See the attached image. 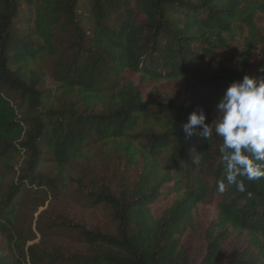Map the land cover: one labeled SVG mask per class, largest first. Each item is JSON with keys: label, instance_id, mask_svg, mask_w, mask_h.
Wrapping results in <instances>:
<instances>
[{"label": "trees", "instance_id": "obj_1", "mask_svg": "<svg viewBox=\"0 0 264 264\" xmlns=\"http://www.w3.org/2000/svg\"><path fill=\"white\" fill-rule=\"evenodd\" d=\"M247 2L0 0V264H264V178L245 179L244 191L225 181L220 193L222 139L189 138L181 127L192 111L217 109L245 74L264 76L257 30L236 68L207 62L213 38L222 42L257 14ZM194 75L213 95L149 94L148 81ZM104 148L141 167L137 179L97 178L92 154ZM81 160L92 163L73 185L91 208H110L113 232L53 206L67 190V167ZM64 234L76 236V248L45 241ZM242 237L247 245L229 254Z\"/></svg>", "mask_w": 264, "mask_h": 264}, {"label": "rangeland", "instance_id": "obj_2", "mask_svg": "<svg viewBox=\"0 0 264 264\" xmlns=\"http://www.w3.org/2000/svg\"><path fill=\"white\" fill-rule=\"evenodd\" d=\"M249 3V13L256 12L251 18L246 17V23L238 20L236 26L229 32L222 36V42L216 41L213 38L214 46L213 51L208 52L207 62L219 69L225 68H236L239 60L242 56V49L249 36L250 30H257L261 35L264 36V0H245ZM256 59L253 60L251 66L253 67L256 63ZM45 69H48L47 63ZM198 75H194L188 78H183L176 81L169 82H151L148 81V91L150 95L158 97L160 99H167L172 96H178L179 101H188L191 97L196 96L198 98H205L213 95V89L204 87L199 79ZM205 113H209L214 121L218 115V109L204 110ZM103 153L105 156H100L97 152L92 154L93 156V174L96 177H103L107 179V182H111L114 185L122 178H129L130 181H135L137 175L140 172L141 167L131 168L126 155L122 153L118 154L114 149L104 148ZM24 160L22 157L19 160V170L21 164ZM92 161H77L71 166L67 167L66 172L69 176V182L67 184V190L62 193L57 201L53 204L54 208L63 213L68 219L87 226L91 229H100L104 232H113L114 223L112 221V211L110 208L105 206H100L96 208H91L88 202L85 201L83 195L79 193L76 187L73 185V179L81 176V170L86 164H90ZM53 166H45L41 173L44 175H49V172ZM91 171V172H92ZM50 195V194H49ZM48 202L45 207H41L39 211L34 215V227L36 226V221L44 210H46L51 202V196H48ZM42 236L38 235V239L35 241L39 243ZM45 241H50L51 247L63 246L64 248H76V236H71L70 234H64L61 236H49ZM238 243L234 244L229 249V254L235 253L240 248L247 245V240L245 238H240L236 240ZM201 238L194 240L193 247L194 252H199L202 247Z\"/></svg>", "mask_w": 264, "mask_h": 264}, {"label": "clouds", "instance_id": "obj_3", "mask_svg": "<svg viewBox=\"0 0 264 264\" xmlns=\"http://www.w3.org/2000/svg\"><path fill=\"white\" fill-rule=\"evenodd\" d=\"M260 71L264 73V68ZM217 109L212 124L206 123L202 108L192 111L181 125L182 131L189 138L197 133L206 140L221 138L219 153L226 172L224 179L218 181V191H225V181L244 191L245 179L264 178V76L245 74L232 82L219 99Z\"/></svg>", "mask_w": 264, "mask_h": 264}]
</instances>
